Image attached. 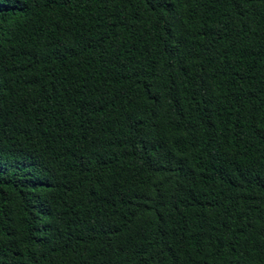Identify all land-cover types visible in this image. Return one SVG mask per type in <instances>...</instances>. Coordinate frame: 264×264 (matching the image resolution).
Masks as SVG:
<instances>
[{
    "label": "trees",
    "instance_id": "trees-1",
    "mask_svg": "<svg viewBox=\"0 0 264 264\" xmlns=\"http://www.w3.org/2000/svg\"><path fill=\"white\" fill-rule=\"evenodd\" d=\"M0 264H264V0H0Z\"/></svg>",
    "mask_w": 264,
    "mask_h": 264
}]
</instances>
